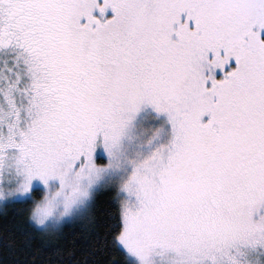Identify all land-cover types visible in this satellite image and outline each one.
Instances as JSON below:
<instances>
[{
    "label": "snow or ice",
    "instance_id": "6c2138e0",
    "mask_svg": "<svg viewBox=\"0 0 264 264\" xmlns=\"http://www.w3.org/2000/svg\"><path fill=\"white\" fill-rule=\"evenodd\" d=\"M9 208L70 264H264V0H0Z\"/></svg>",
    "mask_w": 264,
    "mask_h": 264
},
{
    "label": "trees",
    "instance_id": "16d2710c",
    "mask_svg": "<svg viewBox=\"0 0 264 264\" xmlns=\"http://www.w3.org/2000/svg\"><path fill=\"white\" fill-rule=\"evenodd\" d=\"M86 235L75 225L57 240L36 237L27 229L24 216L9 208L0 215V264H70L73 256L83 262ZM98 259L102 264L104 257Z\"/></svg>",
    "mask_w": 264,
    "mask_h": 264
}]
</instances>
